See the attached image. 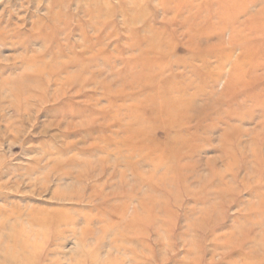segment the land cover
<instances>
[{
	"label": "rangeland",
	"instance_id": "rangeland-1",
	"mask_svg": "<svg viewBox=\"0 0 264 264\" xmlns=\"http://www.w3.org/2000/svg\"><path fill=\"white\" fill-rule=\"evenodd\" d=\"M24 257L264 264V0H0V264Z\"/></svg>",
	"mask_w": 264,
	"mask_h": 264
},
{
	"label": "bare ground",
	"instance_id": "bare-ground-1",
	"mask_svg": "<svg viewBox=\"0 0 264 264\" xmlns=\"http://www.w3.org/2000/svg\"><path fill=\"white\" fill-rule=\"evenodd\" d=\"M160 96V95H159ZM168 96V95H167ZM170 96V95H169ZM168 96V97H169ZM156 98V97H155ZM165 98V97H164ZM163 98V99H164ZM168 100H171V99H168ZM172 102V101H171ZM182 104H183V102H182ZM190 104H191V102H190ZM186 106V105H185ZM181 107V106H180ZM187 107H189V104H188V106ZM166 109V108H165ZM135 110V109H134ZM156 110V109H155ZM136 111V110H135ZM160 112V111H159ZM135 113V112H134ZM116 116V115H115ZM140 116V115H139ZM140 119V118H139ZM138 119V120H139ZM139 127H138V129H139V133L140 134H142V135H145L146 134V132H145V130H146V126H145V124H144V122H142V121H140L139 120ZM136 140H138V139H136ZM143 148L145 147V144H144V146H142ZM142 147H141V149H136V151H137V153H138V151L139 150H142ZM170 147H171V144H170ZM178 147V144H176V143H173V146H172V148H177ZM136 148V147H135ZM171 149V148H170ZM119 154V153H118ZM166 155H164V156H161L160 158H163L164 160H166L165 157ZM145 159V158H144ZM163 160V161H164ZM146 161V160H145ZM151 164L153 163L152 161L150 162ZM137 165H138V163H137ZM136 165V168H138V166ZM164 175H167V174H164ZM81 176H84L83 178H85L86 176L85 175H81ZM140 176V175H139ZM151 208V206L150 205H148L146 208L147 209H149V208ZM136 218H137V220H144V217H142V216H136ZM58 221L60 222V223H63V222H67V223H70V222H72V220L70 219V218H68V217H66V216H61V217H59L58 218ZM21 244L19 243L18 244V246H20ZM29 246V245H28ZM22 252H27V247L25 246V247H23V249H22ZM22 252H20V253H22ZM23 260H26V261H22V259L20 260V261H22L23 263H20V264H31V263H29V258L27 257H24V259ZM7 264H10V262H7Z\"/></svg>",
	"mask_w": 264,
	"mask_h": 264
}]
</instances>
